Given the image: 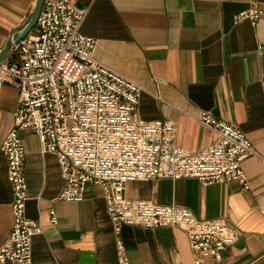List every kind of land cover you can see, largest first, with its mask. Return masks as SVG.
<instances>
[{
	"label": "crops",
	"instance_id": "0c3cea01",
	"mask_svg": "<svg viewBox=\"0 0 264 264\" xmlns=\"http://www.w3.org/2000/svg\"><path fill=\"white\" fill-rule=\"evenodd\" d=\"M88 8L81 33L96 40L94 56L144 92L138 115L177 127L178 146L198 152L217 136L197 121L202 112L236 124L259 156L242 168L249 184L204 186L195 178L136 181L125 196L190 210L200 220L224 219L239 230L219 261L264 264V0L256 22L236 21L251 0H75ZM36 0H0V46L21 27ZM36 28L30 35H35ZM19 92H0V147L14 126ZM28 201L26 214L39 222L33 264H118L114 224L101 188L87 186L81 202L59 199L65 181L54 154H42L39 138L21 132ZM13 191L0 150V246L13 226ZM54 212L56 223L51 222ZM133 264H195L187 234L179 228L123 226L120 234Z\"/></svg>",
	"mask_w": 264,
	"mask_h": 264
},
{
	"label": "built area",
	"instance_id": "2783aa9c",
	"mask_svg": "<svg viewBox=\"0 0 264 264\" xmlns=\"http://www.w3.org/2000/svg\"><path fill=\"white\" fill-rule=\"evenodd\" d=\"M251 3L237 22L261 18L256 0ZM87 14L75 0H43L35 35L19 42L0 64V92L4 85L19 92L14 126L0 147L13 191V226L0 246V264H33V239L42 233L39 222L26 214L23 131L39 138L42 154L57 157L65 181L60 200L81 202L87 186L102 189L118 236V264H133L120 238L123 226L179 228L188 236L195 264L219 261L238 239L235 225L200 220L179 206L127 198L126 185L195 178L204 186L233 182L248 189L242 164L259 154L236 124L206 112L197 121L217 139L198 152L177 145L172 122L142 120L143 88L96 60V40L81 33ZM51 222L56 223L54 212Z\"/></svg>",
	"mask_w": 264,
	"mask_h": 264
},
{
	"label": "water",
	"instance_id": "95a60500",
	"mask_svg": "<svg viewBox=\"0 0 264 264\" xmlns=\"http://www.w3.org/2000/svg\"><path fill=\"white\" fill-rule=\"evenodd\" d=\"M42 5H43V0H36L35 7L32 13L30 14V16L28 17V19L26 20V22L17 30H15L10 40L3 48L0 54V64L4 63L7 60L13 48L16 45H18L19 42H21L23 39L28 37L32 33V31L36 28L39 15L41 13Z\"/></svg>",
	"mask_w": 264,
	"mask_h": 264
},
{
	"label": "bare ground",
	"instance_id": "6f19581e",
	"mask_svg": "<svg viewBox=\"0 0 264 264\" xmlns=\"http://www.w3.org/2000/svg\"><path fill=\"white\" fill-rule=\"evenodd\" d=\"M10 55V54H9Z\"/></svg>",
	"mask_w": 264,
	"mask_h": 264
}]
</instances>
